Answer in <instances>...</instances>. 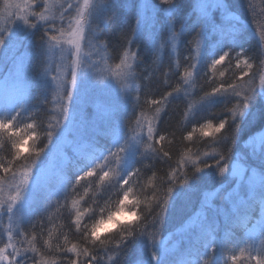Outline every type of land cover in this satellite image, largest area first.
Returning a JSON list of instances; mask_svg holds the SVG:
<instances>
[{"label":"snow or ice","instance_id":"snow-or-ice-1","mask_svg":"<svg viewBox=\"0 0 264 264\" xmlns=\"http://www.w3.org/2000/svg\"><path fill=\"white\" fill-rule=\"evenodd\" d=\"M160 4L165 6V10L171 14V10L174 7L173 0H160ZM140 14L136 19L135 27H126L121 33V39L127 47H122V55H120L119 63L115 65L116 71L112 73L113 77H116V85L121 94V97L131 96L134 99L133 102V114L123 119L121 126L123 134L119 139L123 140V143L117 147L116 151H110L104 158V164H97V169H104L110 162L115 164L121 161V153H124L131 145H138L143 147L145 153H153V158L159 157L163 161H171L173 156L171 152L165 147V144H170L171 141L168 137L162 134V129L158 127V123L161 120V113L165 107L173 104L172 98L183 95L186 101L187 111L183 113L187 125L184 131H187V127L195 119V112L199 105L209 102L216 96H231L236 98V102L230 107L226 106V112L229 113V119H224L215 125V131L221 132L227 131L229 136L238 132L239 127H236L237 122L242 119L247 110L250 107V103L253 99L259 95L264 94V75H258L254 69L255 65H250L246 55L243 52L237 53L235 61H238L236 67L239 69L238 74L232 76V78L213 82L211 77H208L206 72L205 83L201 84V76L198 72V63L202 56V51L205 46V34L204 25L211 24V18L213 11H220L224 14V22L215 27V31L218 33L224 31L227 32L228 38L235 41L241 33L247 28L244 25L240 17L235 15L231 10L226 0L222 3H216L215 0H201V11H198V15L201 21L200 31L196 33L195 39V55H191L187 59L179 56L175 59V67L169 63L167 71L164 69L163 62L159 60V56L156 55L164 48V43H158L153 55L156 57L153 59V64L156 65L155 71L159 72L164 77L163 84L165 86L164 92L159 98L156 96H146L145 104L151 106L152 116L149 118L144 111L143 105H141V94L151 93V73L141 79L134 67V62L137 61L136 52H132V42L136 37L137 32L141 28L142 21L151 14V3H142L140 6ZM95 9L97 15L100 14L103 8V0H76L75 15H73V5L66 3L61 6V0H3L2 7H0V50L3 49L5 44V33H9L15 24L22 23L24 28L28 31L40 26L44 28V34L48 37V47L46 50L42 49V55L46 57L51 63L57 59V53L55 48L61 43V38L70 37V40H66L70 43L76 53L77 59L73 61L74 67L78 69L80 67L79 53L85 45H90L92 40L88 34V28L86 21L89 17L90 10ZM248 11L251 17V26L255 30V35L264 44V31H260L256 27L255 7L249 0ZM65 21H67V27H65ZM169 24H172L171 17H169ZM231 30V31H228ZM180 39V33L174 28L170 29V35L168 41L171 42V48L175 52ZM94 46V45H93ZM63 59L61 55L59 57ZM108 52L104 53V62L107 66ZM234 61L233 54L230 51L224 52L217 58H214L208 65V68L212 71L213 76L216 72L225 65H231ZM25 64V57L23 53L15 59V67L22 70ZM187 65V66H186ZM174 74L178 79L176 84L172 83V79H169V75ZM72 76V94L64 93L61 97L66 99V103L62 106V122L57 121L58 127L55 131L48 133V140L42 151L36 152V160L32 163L31 167L24 168L20 173V179L18 183L14 185V194L10 193L7 200L0 195V227L3 231L0 232V264H57L55 260L46 259L47 255L52 253H62V264H99L103 260L102 252L111 251L108 255L109 264H114L117 257L121 258L127 255L130 251V247L127 244H117L114 249L104 248L105 241L103 239H93L90 227L84 222V217L88 215L90 209L81 208L80 203L83 196L78 191V186L82 181L88 178L100 177L97 170L85 171L82 175H79L75 179L66 177L63 184L62 199L65 203H59L61 198L52 197L48 199V202L44 204L43 210L38 217L41 219L37 222L30 223L29 228L22 226L21 218L15 213L17 205L20 204L25 196L26 190L29 185L38 183L34 176V169L37 167L41 156L52 145L58 130L65 127L71 118L70 102L73 99L74 91L77 88L78 80L80 79L78 74L73 71L69 73ZM219 76L224 77L225 72L219 70ZM88 77V76H86ZM97 84L103 81V84L107 82L111 77L104 74H99L91 77ZM51 79L56 82L58 91L62 90L63 86L59 83L56 76H51ZM113 80V79H112ZM205 84L208 87H205ZM101 85V84H100ZM170 89V90H169ZM193 92L202 93L193 96ZM139 108V115L135 114V110ZM19 115V112H17ZM14 118V117H13ZM231 121V123L229 122ZM86 122V121H83ZM236 122V123H234ZM231 126V132L228 131ZM213 124H207L204 128H197L195 131H188V135L181 133V139L185 141H192L193 134L200 132L207 135L208 129H212ZM172 135H175L173 132ZM259 138V145L261 152L264 153V131L256 133L253 137H250L246 145L251 141L256 143V138ZM159 146V147H157ZM216 157L213 163H208L207 157ZM90 159V158H88ZM225 163L227 166L225 167ZM238 164L242 168L243 176L247 179L253 175L255 168L249 167L248 164L242 160H227L223 157V153L213 149L211 152H204L199 156L192 154L191 150L185 151L179 159L176 161V167L171 168L167 172L166 179L167 192L164 195L163 200H158V197L154 196V200H158L156 207L160 208L159 213L154 217V223L150 226L151 231L147 232V240L151 242L154 248L159 249V252L153 251L152 257L154 261L159 264L161 255H167L168 249L164 245L161 239V229L165 223L166 215L169 208L171 197L167 193H172L176 185L181 183V174H183V183L187 184L189 179V173L195 170V173H200L206 168L215 167L218 173L223 177L227 173H231L233 165ZM146 167H150L146 165ZM261 177V185L264 186V170L258 171ZM0 193H3L4 186L8 184L9 174L11 177H15L16 162L11 161L8 166L0 167ZM140 173V169H135L131 172L125 180V186L131 183V180ZM106 179V178H105ZM156 173L147 179V184L154 189L157 186ZM104 181L101 180V183ZM243 182V181H242ZM10 187H13L10 185ZM127 188V187H125ZM86 195V194H85ZM79 196L80 199L76 197ZM71 199V208L74 210V219L70 218V225H74L76 233L79 234L77 239L81 243H72L67 235L63 236V244L60 243V236L56 234L55 229H45L43 222V214L48 211L51 203L55 200L58 204L57 212L60 208L67 206V202ZM262 209H264V197L260 201ZM7 218V225L4 226V218ZM51 220V215L48 216ZM246 219V218H245ZM251 223V221H248ZM193 225L199 227L200 235L196 241L195 250L191 251L186 259L182 261V264H221L223 257L229 250L228 242L224 241L221 244H217L215 239V229L208 228L200 225V221L188 225L190 229ZM45 232L47 235L45 237ZM6 237V239H4ZM55 241V243H53ZM256 241H259V247L254 248ZM244 246L238 248L237 251H232L230 264H239L242 259H247L248 264H264V228H262L258 235H245L243 238ZM91 245L89 247L88 245ZM101 245V247H97ZM219 252V260L217 259V253ZM247 254V255H246Z\"/></svg>","mask_w":264,"mask_h":264},{"label":"trees","instance_id":"trees-1","mask_svg":"<svg viewBox=\"0 0 264 264\" xmlns=\"http://www.w3.org/2000/svg\"><path fill=\"white\" fill-rule=\"evenodd\" d=\"M150 2L155 7V12L152 18L149 17L146 22H143L136 37L133 39V48L131 51L136 52L137 55V61L134 62V67L136 68L138 76L143 79L151 73V93H142L140 103L143 105L145 114L152 116L151 106L144 103L146 96L150 95L159 98L165 88L163 84L164 77L160 75L159 72L155 71L156 65L153 64V59L156 58L153 53L156 50L158 43L162 42L165 45L164 48L156 54L159 56V60L163 62L164 69L167 71L169 63H171L174 68L177 56L183 59V57L190 53L191 55H195L194 41L196 38L193 39V43L190 47L188 46V42L196 34L197 29H200L201 21L193 10V0H176L174 7L171 10V14L165 10V6L161 5L159 0H150ZM226 2L229 5L230 10L240 17L241 22L244 25H247V28L244 29L235 41L228 38L227 32L222 31L218 33L215 31V27L224 22V16L218 11L213 12L211 24L204 25L205 46L197 67L200 76H204L207 72L208 77H211L213 82L232 78L231 69H227V65L219 69H227L224 77L219 76V70L216 72L215 76H213L212 71L208 68L211 61L219 55H222L224 52L231 50L232 54H234L235 52L242 51L245 55H251L257 59H259L260 55L259 41L255 35L254 28L251 26V17L245 0H226ZM254 2L259 4L260 0H254ZM2 3L3 0H0V7H2ZM139 6L140 0H107V4L102 8L100 16L101 20L100 23L97 24L100 35L97 36L96 39H104L107 47L110 49L108 52L107 63L111 67H115V65L119 63L118 57L122 55L121 33L126 27H133L136 25V19L140 14ZM169 17H171L172 20L171 25L168 22ZM104 18L107 19L106 25L103 22ZM181 26L183 29L182 31L180 30ZM171 28H174L180 33V39L175 52H173L171 48V42L168 41ZM42 35V28L36 27L26 39V64L23 69L24 88L17 93V95L20 96L19 100H14L6 111H1L0 109V119L2 120H11L13 117H16V119L22 121L29 113L36 111L37 109L42 113L48 111L45 107V103H41V101L47 102L50 100L44 94L45 87L44 81L42 80V69L45 60L42 55V49L38 43V38ZM124 47H127V45L124 44ZM234 66L235 61L232 62V67L234 68ZM169 79H172V83L175 85L178 78L170 73ZM205 87H208V85L205 84ZM199 94L202 93L193 92V96ZM126 102V106L120 114V125L113 129L117 134V138L114 133L112 135L109 134L106 138H103L105 141L104 145L101 147H93L79 156L71 158L64 168L67 177L75 179L85 171L95 168L97 164H104V158L109 152L115 150L123 143V140L119 139L123 134L121 122L123 119H126L133 114L132 105L134 99L131 97ZM172 102L173 104L166 106L161 113V120L158 123V127L163 130L162 134L166 135L168 140L171 141L170 144L166 143L165 147L171 152L173 159L171 161H163L159 157L154 159L153 155H142V148L140 147L130 161L126 162L127 164L124 165V159H126L127 153L126 150L118 166L120 176L117 183H122L135 169L143 168L145 174L141 177V180L138 181V183L143 182L146 184L147 179L151 177L152 172L155 171L157 176L156 183L159 185L166 179L165 174L169 172L171 168L176 167L177 159H179L185 151L191 149L192 154L197 152L202 154L203 151L210 150V148L200 146L203 141L208 138H201L197 141L199 132L193 134L192 141L182 140L181 133L187 135L188 131H191L193 125H196L198 128V124L204 120H211L213 123H218L219 121L224 120L230 114L223 112L222 109L226 106L230 107L236 102V98L230 96L213 97L209 102H206L201 109L196 110L195 119L187 127V131H184L187 125V121H185L183 117V113L187 111L184 96L180 95L179 97H173ZM2 104V107L6 105L4 102ZM18 111L19 115H17ZM248 111L246 117L244 116L238 121V132L230 136L228 140L222 141L218 144V147H220L222 151L227 150V148L231 146V159L234 158L239 144L264 126V104L261 101L260 95H257L253 99ZM139 112L140 109L137 108L135 114L139 115ZM228 131L231 132V126ZM173 132L175 135H172ZM45 142L46 141L44 140L40 141L37 144V147H40ZM210 157L213 159L206 160L208 163H213L216 157ZM31 159H36V157L33 156ZM144 165H149L150 167H144ZM108 167H115V163L110 162V164L105 166L104 169H97L98 174L102 175L103 171L107 170ZM22 168L23 167H16V172ZM213 168H207L202 172H206ZM202 172L195 174L186 186L174 190L170 199L165 223L161 229L162 236L165 235V224L170 223L173 218V216H171V205L174 204V197L183 189L192 187L196 188L198 184L201 183L202 177L204 176ZM0 175H3V173H0ZM10 176L11 174H9V177ZM89 181H93V183L88 187L87 194L85 195L84 186ZM56 186L57 185L52 184L48 185V190L46 192L47 195H44L43 197L44 201L34 206L22 226L27 229L30 227V223L37 222L41 219V217L38 216L49 198L59 197L61 198L59 203H65L62 199L63 188L57 189ZM113 187L114 185H109V181L107 180L101 183L98 177L88 178L81 182L78 186V191L83 196L80 207L90 209L88 215L84 217V222L89 225L92 223L90 217L93 215V210L97 208V205H107L108 207H112L114 203V197L111 194ZM50 188L51 190L49 191ZM259 193L260 195L256 196L257 198L253 203L249 204L246 209L241 210L239 214L236 213L235 219L223 222L218 220V217L212 216V218H210L209 216L207 217L209 218L207 221L201 222L202 226L215 229L214 235L217 244H221L224 241L228 242L229 250L226 252L225 256H227L229 262L231 260L232 251L235 250L238 254V248L244 246L243 238L245 235H258L260 230L264 228V209H262L260 204L261 198L264 197V189ZM76 198L80 199L79 196ZM57 207V202L53 200L48 211L43 214L45 229H55L56 234L60 236L61 244H63V236L67 235L72 243H81L83 246L82 242L77 239L79 234L76 233L74 225H70V218H75L74 210L71 208V199L67 202L66 207L60 208L59 212H57ZM49 215L52 217L51 220L48 219ZM96 215L97 217L99 216L98 210L96 211ZM248 221H251V223H248ZM115 234V229H109L102 231L100 235L101 239H106ZM46 235L47 232H45V237ZM199 235L200 229L195 226L187 240H182V243H180V248L178 249L179 255L176 256L175 254L174 256H170L167 259H164L163 262L165 264H182V261L188 257L189 253L195 250L196 241ZM53 243H55V241H53ZM147 243L149 242L146 237L139 238L135 243L128 241L127 245L130 247V251L123 257L122 262L121 258L117 257L114 264H133L137 259L146 260V256L140 252L146 250L144 247L149 246ZM88 246L91 247L90 244ZM253 247H259V241H256ZM109 249L111 250L114 248ZM109 254H111V251L102 252L101 255L103 256V260L100 261L99 264H109ZM46 259L55 260L57 261V264H62L63 254L54 252L47 255ZM217 259L219 260V252L217 253ZM239 264H248V260L242 259Z\"/></svg>","mask_w":264,"mask_h":264},{"label":"rangeland","instance_id":"rangeland-1","mask_svg":"<svg viewBox=\"0 0 264 264\" xmlns=\"http://www.w3.org/2000/svg\"><path fill=\"white\" fill-rule=\"evenodd\" d=\"M82 2L83 0H81ZM148 2L149 0H140V5ZM215 2L222 3L223 0H215ZM200 5L201 0H197L198 11H201ZM154 8L152 5L151 14L142 21V24L149 17L152 18L155 12ZM218 12L224 16L222 12ZM196 15L200 19L198 12H196ZM100 16L101 12L96 18H90V23H100ZM66 24L67 21H65ZM37 28L41 27L37 26ZM32 30H26L24 25L18 22L6 35L4 47L0 50L1 111H6L14 100L20 99L17 93L24 88L25 42ZM21 53L25 57V64L22 70L15 67V59ZM55 61H53L52 75H56ZM113 70H115V67H111L107 63V66H104L102 71L107 76L110 72L113 73ZM110 77L113 80L109 79L104 85L95 83L90 76L81 77L78 80L77 88L69 105L71 118L65 127L58 130L52 145L41 156L37 167L34 169V176L38 183L29 185L23 201L14 210L20 216L22 224L34 206L44 201L43 197L47 195L46 192L49 184L57 185V189L63 188L65 178L67 177L64 168L71 158L79 156L93 147H101L105 141L103 138H106L109 134L112 135L114 133L117 138V134L113 129L120 125V114L126 106V101L131 96L122 98L115 83L117 78L113 77L112 74ZM42 80L45 87L44 94L51 100L52 96L56 94V85L50 75L43 74ZM260 98L264 104V97L260 96ZM3 102L6 105L2 107ZM65 103L66 100L60 101V104ZM204 105L205 103L199 105L197 110L201 109ZM49 109L52 112L53 123H55L56 119L62 121L61 108L58 104L50 103ZM248 110L246 115L249 112ZM147 116L151 118V116ZM260 131H264V126L239 144L233 158V160H242L249 167L255 168L253 175L245 179L242 168L238 164H234L232 172L225 174L223 177L218 176L216 169L213 168L202 172L204 176H201L202 181L196 188L183 189L176 194L174 204L171 205V216L173 218L170 223L165 224V235H161L162 242L167 247L168 253L167 255L160 256L159 264H165L163 260L170 256L179 255L178 249L180 248V243H182V240H187L188 236L192 233V229L195 227L193 225L189 229L188 225L197 222V220L200 221L201 225V222L207 221L209 219L207 217L209 216L210 218L212 216L218 217L217 219L223 222L233 220L236 213L239 214L241 210L246 209L249 204L254 202L257 198L256 196L260 195L259 192L264 189V186L261 185V177L258 171L264 170V153L261 152L258 137L255 144L249 141L246 145L249 138ZM139 148L138 145H131L127 149L124 165L130 161ZM206 159L212 160L213 158L207 157ZM23 169L17 172L15 182L19 181L20 173ZM10 178L11 176L9 180ZM9 191L14 194L15 189L10 188V186L6 187L4 192L5 198L8 197ZM3 224L4 226L7 225L6 217ZM2 231L3 228L0 227V232ZM147 245H149V248L144 245L146 246L144 247L146 250L140 252L146 256V260L137 259L133 264H158L152 257L153 251L159 252L158 247L154 248L150 243H147Z\"/></svg>","mask_w":264,"mask_h":264},{"label":"clouds","instance_id":"clouds-1","mask_svg":"<svg viewBox=\"0 0 264 264\" xmlns=\"http://www.w3.org/2000/svg\"><path fill=\"white\" fill-rule=\"evenodd\" d=\"M175 2L176 0H173L174 4ZM245 2L248 7L249 0H245ZM66 3H71L73 5V15H75L76 0H61V6ZM251 3L255 7L256 27L260 31H264V0H260L259 4L255 3L254 0H251ZM106 4L107 0H103V6ZM197 7V0H194L193 10L196 12H198ZM97 16L98 15L94 8L90 10L86 24L88 28V34L92 40V43L90 45H85L79 53L80 67L78 69H76L73 64V61L77 59L75 50L70 43L66 42V40L71 39L70 37H62L61 43L55 48V51L57 53V59L55 61L56 75H52L53 62L51 63V66H49V62L47 61L46 57H44L45 63L42 69V73L45 75L56 76L59 80V83L63 86L62 90L60 91H58L56 87V94L52 96L51 100L47 102L41 101V103H45V107L48 111L42 113L39 111V109H37L36 111L29 113L28 116L25 117L22 121L16 119V117L12 118L11 120L0 119V167L8 166L11 161L16 162L17 168L31 167L32 163L36 160L31 158L35 156L36 152L42 151V148L48 140V133L50 131H55L56 127H58L57 121H61L60 119H56L55 123H53L52 112L49 110V104H58L62 109V106L64 104H60V101L66 99H62L61 97L65 92L68 93V95L72 94L71 80L73 77L69 75L70 72L75 71L78 74L79 78L86 76L92 77L94 76V74H103L102 70L105 66L104 53L109 52L110 49L107 47L104 39H95V37L100 35V31L98 30L97 24L90 23V18H96ZM103 22L106 25L107 19L104 18ZM65 27H67V24L65 25ZM41 28L43 30V35L38 38V43L41 49L46 50L49 41L47 35L44 34L43 26ZM180 30H183L182 26ZM199 31L200 29H197V32ZM6 35L7 33H5V36ZM194 38H196V34L192 37L191 40H189V47L193 43ZM258 41L260 45L259 59L251 55H246V58L250 65H255L254 71L258 75H264V44H262L259 39ZM123 46L124 41L122 40L121 49ZM240 52L242 51H238L233 54L234 61L237 53ZM61 55L63 56V59L59 58ZM190 56L191 53L185 56V58L187 59ZM237 63L238 61H235L234 68L232 67V64L227 66V69H231V76H234L239 72V69L236 67ZM227 69L222 70V72H225ZM113 71H116V69ZM111 74L112 73L110 72L107 76L110 77ZM205 80V75L201 76L200 83L204 84ZM93 81L97 83L94 79ZM54 84L56 85V82H54ZM99 84L102 85L103 81H100ZM259 95L261 97H264V94ZM222 111L226 112V109L223 108ZM60 114L62 115V112H60ZM225 119H229V115ZM229 122L231 123L230 120ZM207 124H213L214 127L207 130V135L199 132V136L197 137V141H199L201 138H208L207 140H204L200 146L210 148V150L203 151V153L211 152L213 149H216L223 153V157L226 158V161L230 160L232 151L231 146H229L227 150L223 151L220 147H218V144L220 142L227 140L226 137L229 136V133L224 130H222L221 132H216L215 125L218 123H213L211 120H204L203 122L199 123L198 128H204V126ZM236 127H239L238 122ZM196 129V125H193L191 128L192 131H195ZM188 134L190 133H187V135ZM232 134L234 135V132ZM42 140L46 142L43 143L40 147H37V144ZM141 148L142 155H154L151 152L145 153L143 147ZM116 150L117 149L113 151ZM123 155L124 153H121V159ZM193 155L195 157L201 155V153L197 152ZM119 163L115 164V167H108L107 170H104L102 175H100L99 177L100 182L101 180H107L109 181V185H114L111 192L112 196L114 197V203L112 207H108L107 205H97V208L93 210V215L90 217L92 223L90 225L87 223V226L90 227L93 239H101L100 234L106 229L116 230V234L114 236H109L106 239H103L105 241L103 245L104 248H115L117 244H127L128 241H132L133 243H135V241L141 237L147 238V232L151 231L150 226L154 223V217H156L157 213H159L160 211V208L156 207L158 200H163L164 195L167 192V184L164 180L161 184L157 185L155 189L147 183H138V181L141 180V177L145 174L143 168H138L140 169V173L136 177H134L131 180V183L127 184V188H125V180L127 178L122 183H117L120 176V173L118 171ZM226 166L227 163H225V167ZM144 167H146V165H144ZM93 170H97V166L93 169H90V171ZM154 172L155 171L152 172V175L154 174ZM216 172L218 176H220L217 169ZM195 174L197 173H195V170L193 169L192 172L189 173L188 182L193 178ZM15 178L16 176L11 177L8 181V184L4 186L3 193H0V195H2L5 200H7V198H5L4 196L6 187L12 185L13 187L10 188L15 189L14 185L18 183L15 182ZM180 179L181 183L176 185L174 190L182 188L188 184L183 183V174H181ZM77 180H79V177H77ZM92 183L93 181H89L84 186L85 194H87V189ZM173 192L167 193V195L169 197H172ZM10 193L11 191H9V194ZM154 196L158 197V200H154ZM85 210L87 211L88 208H86ZM97 210L99 212L98 217L96 215ZM149 243L151 244V242ZM97 247L99 248L101 247V245H97ZM221 264H230L227 256L223 257Z\"/></svg>","mask_w":264,"mask_h":264}]
</instances>
